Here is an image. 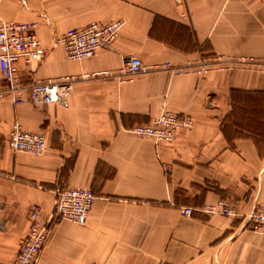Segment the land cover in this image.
I'll return each instance as SVG.
<instances>
[{"label":"crops","instance_id":"1","mask_svg":"<svg viewBox=\"0 0 264 264\" xmlns=\"http://www.w3.org/2000/svg\"><path fill=\"white\" fill-rule=\"evenodd\" d=\"M114 20L125 24L114 47L91 58L70 61L56 44ZM0 21L36 26L43 55L19 64L25 83L117 70L131 56L151 70L132 82L77 81L61 103L0 102L1 264L14 263L31 208L47 222L55 190L68 187L98 199L85 225L53 230L36 264H264V236L244 221L264 203V0H0ZM202 53L232 63L205 76L152 71L194 66ZM164 108L194 127L170 144L131 133ZM15 122L44 135L42 156L9 147ZM221 198L236 217L180 214Z\"/></svg>","mask_w":264,"mask_h":264},{"label":"built area","instance_id":"2","mask_svg":"<svg viewBox=\"0 0 264 264\" xmlns=\"http://www.w3.org/2000/svg\"><path fill=\"white\" fill-rule=\"evenodd\" d=\"M178 3L181 0H177ZM124 28L122 20H114L107 24L93 22L81 29H70L56 40V44L64 48L70 61H82L93 57L98 50H110L114 47L118 36ZM40 43L35 24L0 21V73L7 87L0 89V101L12 98L15 104L30 102L34 105H50L61 103L68 92L70 84L77 78H101L102 81L117 80L131 82L134 78L150 69L138 57H128L117 70L85 73L70 76L57 81L36 82L23 85L18 79L19 64L30 66L42 58ZM214 65V60L201 59L190 70L199 76H205ZM165 69L174 70L171 63L162 65ZM193 67V68H192ZM178 75L185 72L175 69ZM189 70V71H190ZM192 120L188 116H177L168 111L154 118L149 125L135 127L133 134L140 138H152L157 144H170L178 134L190 129ZM9 145L17 152H26L35 156L44 154L46 140L40 133L25 131L15 123L9 134ZM96 197L88 189H58L56 192L55 210L48 222L40 217V208L34 207L29 214L30 230L24 239L13 264H36L39 254L45 246L51 230L58 223L67 221L74 224H85L88 213L94 205ZM214 212L234 215V210L225 202L212 206ZM192 208L182 211L184 216H191ZM248 224L264 235V205L259 204L248 216ZM1 264V263H0Z\"/></svg>","mask_w":264,"mask_h":264},{"label":"rangeland","instance_id":"3","mask_svg":"<svg viewBox=\"0 0 264 264\" xmlns=\"http://www.w3.org/2000/svg\"><path fill=\"white\" fill-rule=\"evenodd\" d=\"M91 24V23H90ZM125 25V24H124ZM37 34V33H36ZM40 43V42H39ZM64 49V48H63ZM132 57H134V56H132ZM91 58V57H90ZM201 58L202 59H205V60H214V65L212 66V68H211V71L213 70V69H215V70H218V71H222L224 68H226V66L227 65H230V63H232V62H229V61H226V60H223L222 58H220V57H218V55H216V54H212V53H202V56H201ZM140 59V58H139ZM141 60V59H140ZM142 61V60H141ZM143 62V61H142ZM233 63H235V62H233ZM255 63H257V62H254V61H252V60H249V61H243V62H237L236 64H252V65H254ZM24 65V64H23ZM28 67V66H27ZM191 67V66H190ZM190 67H187V68H182V69H184L185 70V72L184 73H189V72H194L195 74H197L194 70H190ZM193 68V67H192ZM154 70H165V71H174L175 72V74H177V72H176V70L174 69V70H170V69H165L164 67H162V66H160V67H157V68H154L152 71H154ZM190 70V71H189ZM149 71H151V70H149ZM183 73V74H184ZM142 74V73H141ZM2 75V74H1ZM140 75V74H139ZM178 75V74H177ZM198 75V74H197ZM138 76V75H137ZM136 76V77H137ZM3 77V76H2ZM135 77V78H136ZM134 78V79H135ZM18 79L20 80V82L23 84V85H26V86H30V85H33V84H35L36 82H45V83H47V82H49V81H53V80H49V81H42V80H35V81H33V82H31V83H25L23 80H22V78L20 77V75H19V73H18ZM90 79H92V80H102L101 78H90ZM90 79H82L81 77L80 78H77L75 81H73L71 84H70V86L73 84V83H75V82H77V81H80V80H90ZM4 80V79H3ZM54 81H57V80H54ZM4 82H5V80H4ZM132 82V81H131ZM7 85H8V83L7 82H5V85L4 86H2V87H0V89H2V88H5V87H7ZM10 100V101H12V103L14 104V105H17V104H15V102L13 101V99L12 98H5V99H3V100H1L0 102H2V101H4V100ZM64 100H65V97H64ZM32 104V103H31ZM34 105V104H33ZM44 105V104H43ZM35 106H39V105H35ZM165 111H168V112H170V113H173L172 111H170V110H168L167 108H164L161 112H160V114H162L163 112H165ZM159 114V115H160ZM174 115H177V116H188V115H180V114H176V113H173ZM159 115H157V116H155L154 118H156V117H158ZM188 117H190L191 118V120H192V126L190 127V129H192L193 127H194V125H195V121H194V119L191 117V116H188ZM154 118H152L151 120H150V122L149 123H146V124H141V125H137V126H135V127H138V126H145V125H149L151 122H152V120L154 119ZM15 123H17V122H15ZM15 123H13V125L15 124ZM19 124V123H18ZM13 125H12V127H13ZM134 127V128H135ZM133 128V129H134ZM12 129V128H11ZM133 129H131V133H133ZM190 129H187V130H190ZM187 130H184V131H187ZM26 131V130H25ZM183 131V132H184ZM33 133V132H32ZM35 133H38V132H35ZM10 134V133H9ZM41 134V133H40ZM43 135V134H42ZM135 135V134H134ZM44 136V135H43ZM136 136V135H135ZM138 137V136H137ZM140 138V137H139ZM150 139H152V138H150ZM46 140V139H45ZM154 142H155V140L154 139H152ZM257 142V144L259 145V147H261V142L262 141H256ZM156 143V142H155ZM8 144H9V139H8ZM9 147H10V145H9ZM11 148V147H10ZM12 149V148H11ZM13 150V149H12ZM15 151V150H14ZM45 151H46V146H45ZM45 151H44V153H45ZM15 152H17V151H15ZM26 153V152H25ZM28 154H30V153H28ZM32 155V154H31ZM33 156H35V155H33ZM40 156H42V155H40ZM40 156H36V157H40ZM68 188H70V187H68ZM58 189H67V188H57L56 190H55V192H57V190ZM75 189H80V188H75ZM88 190H90V189H88ZM94 193V192H93ZM94 195H95V197H96V201H97V199H98V197L96 196V194L94 193ZM96 201H95V203H96ZM55 202H56V200H55ZM221 202H225V203H227L228 205H229V207L230 208H232L233 210H234V215H225V214H221V213H218V212H214L212 209H211V207L212 206H219V204L221 203ZM94 203V204H95ZM259 204H261V205H264V203H256L255 204V206L252 208V210L248 213V214H246L245 216H244V221H245V226H246V228L247 229H249L250 231H253V232H256V233H258V234H261L260 232H258L257 230H255L254 229V227L253 226H251V225H249L248 224V216L252 213V211L256 208V207H258L259 206ZM94 206V205H93ZM93 206L91 207V209H90V211H89V213H88V217H89V214H90V212H91V210H92V208H93ZM34 207H37V206H34ZM34 207H32L31 208V210H33V208ZM39 208V207H38ZM186 208H192L193 210H194V212L191 214V216H184L183 214H182V211L184 210V209H186ZM31 210H30V212H31ZM54 210H55V205H54ZM54 210H53V213H54ZM197 211H199V213H202V214H208V215H221V216H225V217H236L237 215H238V213H237V211H236V208H235V206H234V204L230 201V200H228V199H226V198H221L217 203H214V204H204L201 208H198V209H196V208H194L193 206H189V207H183V208H180V214L183 216V217H192ZM30 212H29V214H30ZM52 213V214H53ZM52 216V215H51ZM28 217H29V215H28ZM40 217H41V208H40ZM88 217H87V220H86V222H85V224L87 223V221H88ZM51 218V217H50ZM41 220H42V218H41ZM43 221V220H42ZM49 221V220H48ZM47 221V222H48ZM44 222V221H43ZM63 222H67V221H63ZM63 222H60V223H58L56 226H54L53 228H52V230H51V233H50V236H51V234H52V232H53V230L58 226V225H60L61 223H63ZM46 223V222H45ZM70 223H72V222H70ZM74 224V223H73ZM85 224H82V225H85ZM76 225H78V224H76ZM29 230H30V228H29ZM261 235H263V234H261ZM50 236H49V238H50ZM264 236V235H263ZM49 238H48V240H49ZM48 240H47V242H48ZM47 242H46V244H47ZM46 244H45V246H46ZM44 246V247H45ZM44 247H43V249H44ZM42 249V250H43ZM42 250H41V252H42ZM41 252H40V254H41ZM40 254H39V257H40ZM38 257V258H39ZM38 260V259H37ZM36 263H37V261H36Z\"/></svg>","mask_w":264,"mask_h":264}]
</instances>
